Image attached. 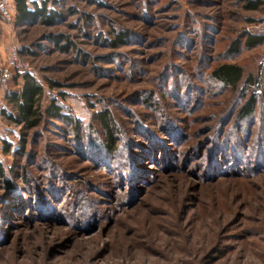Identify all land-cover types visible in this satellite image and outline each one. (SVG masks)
<instances>
[{
  "label": "rangeland",
  "instance_id": "374dc122",
  "mask_svg": "<svg viewBox=\"0 0 264 264\" xmlns=\"http://www.w3.org/2000/svg\"><path fill=\"white\" fill-rule=\"evenodd\" d=\"M247 1L63 0L48 22L0 15V69L11 72L0 161L14 184L0 177V264H264L263 102L239 117L246 79L264 81V43L243 44L246 31L264 36V3ZM225 62L243 68L238 88L211 78ZM22 72L42 83L44 108L56 98L81 119L78 132L3 115ZM104 109L112 150L93 121Z\"/></svg>",
  "mask_w": 264,
  "mask_h": 264
},
{
  "label": "trees",
  "instance_id": "16d2710c",
  "mask_svg": "<svg viewBox=\"0 0 264 264\" xmlns=\"http://www.w3.org/2000/svg\"><path fill=\"white\" fill-rule=\"evenodd\" d=\"M54 4L52 8L49 7V2ZM14 5H11L14 11V22L18 25L29 24L34 20L48 22L55 16H57L58 7L63 6V0H44L42 3H38L35 0H13ZM263 0H248L244 5L248 9H258L263 4ZM72 9H74L72 7ZM76 12V11H75ZM254 21V19H248ZM245 40L243 42L246 48L257 47L264 43V36L261 34L251 33L246 31L244 33ZM104 39V38H103ZM123 39V34L119 32L115 33L114 39H111L113 46L120 45ZM58 40V39H57ZM73 46L71 41H68ZM239 42H234L232 48L236 50ZM62 48L66 49L67 44L62 45ZM1 70V69H0ZM211 78L225 87L238 88L244 81V70L236 63H222L216 66L211 71ZM14 78L21 79L19 88H11L6 93L7 103L12 107V112L3 109L2 113L10 121L15 122L23 126L24 129H34L40 126L43 122L44 115H47L52 120H61L64 123L70 125L73 130L77 132L80 129L79 117L73 116L62 103L56 98H53L49 105L44 108L42 105V99L44 95V87L42 83L37 79L35 75L29 72L15 73ZM18 82V81H17ZM246 85L253 87L252 97L241 108L239 117L244 119L246 117L253 116L255 113L256 105L263 102L264 105V81H257L253 77L246 79ZM260 87V92L256 90ZM45 113V114H44ZM94 122L99 124L104 130L106 147L113 149L114 132L116 131L113 124V117L109 110L104 109L97 111L93 114ZM89 125V124H88ZM86 126V125H85ZM27 147V140L23 133L21 137L20 145L13 152L23 153ZM4 150L6 153L12 150V143L8 140H4ZM12 168V167H11ZM10 168V169H11ZM8 169V168H7ZM6 167L3 162L0 161V177H4V182L8 189L14 188V184L11 179L5 174ZM9 169V170H10ZM12 170V169H11Z\"/></svg>",
  "mask_w": 264,
  "mask_h": 264
},
{
  "label": "built area",
  "instance_id": "2783aa9c",
  "mask_svg": "<svg viewBox=\"0 0 264 264\" xmlns=\"http://www.w3.org/2000/svg\"><path fill=\"white\" fill-rule=\"evenodd\" d=\"M0 15L8 23L14 22V13L11 9V0H0ZM10 55L13 61L18 60L19 49L17 46H11ZM11 78V72L8 68L2 67L0 70V88H5Z\"/></svg>",
  "mask_w": 264,
  "mask_h": 264
}]
</instances>
